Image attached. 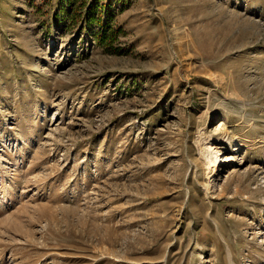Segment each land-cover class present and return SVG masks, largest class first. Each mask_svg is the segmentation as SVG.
Instances as JSON below:
<instances>
[{
  "label": "rangeland",
  "instance_id": "374dc122",
  "mask_svg": "<svg viewBox=\"0 0 264 264\" xmlns=\"http://www.w3.org/2000/svg\"><path fill=\"white\" fill-rule=\"evenodd\" d=\"M0 264H264V0H0Z\"/></svg>",
  "mask_w": 264,
  "mask_h": 264
},
{
  "label": "trees",
  "instance_id": "16d2710c",
  "mask_svg": "<svg viewBox=\"0 0 264 264\" xmlns=\"http://www.w3.org/2000/svg\"><path fill=\"white\" fill-rule=\"evenodd\" d=\"M86 16H87V20L85 21L82 30L83 29L85 30V29L88 28V25H87L88 23H90V22L94 23V16L92 18H90V13L86 14ZM101 26H102V23H101ZM104 29L105 28H103L102 32L97 35L98 42H100V44H102V45L107 41V39H112V38L115 39L116 38V34L118 33L116 30L111 31L109 33L108 31L106 32V30H104ZM107 33H109V34H107Z\"/></svg>",
  "mask_w": 264,
  "mask_h": 264
},
{
  "label": "bare ground",
  "instance_id": "6f19581e",
  "mask_svg": "<svg viewBox=\"0 0 264 264\" xmlns=\"http://www.w3.org/2000/svg\"><path fill=\"white\" fill-rule=\"evenodd\" d=\"M211 152V151H210ZM217 161H219L221 164H228L231 163V158L229 156L223 157L222 160L220 161L219 158H216ZM218 163V162H217Z\"/></svg>",
  "mask_w": 264,
  "mask_h": 264
}]
</instances>
